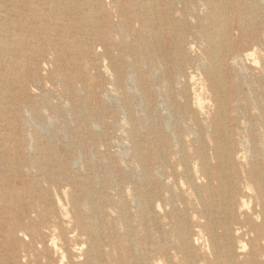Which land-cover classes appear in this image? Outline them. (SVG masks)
I'll list each match as a JSON object with an SVG mask.
<instances>
[{"label":"rangeland","instance_id":"374dc122","mask_svg":"<svg viewBox=\"0 0 264 264\" xmlns=\"http://www.w3.org/2000/svg\"><path fill=\"white\" fill-rule=\"evenodd\" d=\"M129 1L124 0V5L127 6ZM136 1L139 0L133 3ZM58 2L6 1L11 11L10 19L20 23L27 37V43L24 44L27 50L26 57L18 59L20 68L12 65L8 69L1 59L0 71L2 77L18 76L13 90L20 77H25L28 93L38 102L39 116L32 119L33 115L28 114L29 132H39L43 154L54 155L61 163L73 161L71 173L67 170V174L77 175L79 180L91 178L89 185L103 219L100 229L110 220L116 225V239H120L129 236L130 224L134 231H129L132 241L145 242V249L149 250L153 239L162 230L169 229V211L175 208L179 217L182 200H185L190 210L184 215V230L197 252L210 255L209 246L200 238L204 231L202 226H198L201 219L192 209L210 205L206 203L202 206L195 199L187 169L198 181L200 192L206 200L210 196L216 202L221 200L217 189L220 187L222 171L226 170L238 180V200L244 197L252 208L256 207V183L260 180L258 169L264 175V45L259 42L254 47L252 41L254 37L264 39V0H215L220 14L217 19L226 26L224 34H218V28L207 23L213 19H210L209 9H203L202 6L199 7L201 10L190 11L185 15L187 25L175 21L172 37H168L165 30L170 24L168 19V25L163 21L161 32L160 23L156 19L151 20L146 11L136 7L127 13L126 29L132 33V38L128 40L131 49L121 52L116 50L112 59L100 58L96 53L97 48L88 45L72 23L62 29L63 33L70 36L69 42L53 43L59 49L57 57L47 40L31 43L32 35L57 34L56 27L49 23L58 16ZM106 2L109 3L108 0ZM35 9L40 19L35 17ZM49 12H52L50 20L45 17ZM171 14L180 17L177 9ZM2 15L0 10V17ZM195 17L203 20V34H213V40L202 43L196 39L195 35L201 29L196 26ZM136 30L144 35L151 51L158 52L153 55V62L149 60L140 66L139 72L133 62L140 56L135 50ZM151 32H157V40L148 37ZM180 34L188 42L178 43ZM192 41L196 43L194 49L189 44ZM33 47L37 50L35 54ZM209 47L215 51L214 58L206 51ZM252 48L256 49L255 57L247 59L243 56L241 65L228 67L230 49H238L247 55L253 51ZM16 55L19 54L16 52ZM213 62L217 63L219 73L211 69ZM109 77H114L116 84L121 79L122 84L125 82V88L119 90L118 86L109 83ZM167 80L170 81L169 85L165 84ZM219 82L222 83L220 88ZM234 83L243 91L236 96L233 95L237 89L233 88ZM246 84H250V89ZM106 87L111 93L109 96L103 91ZM4 90L0 89V96H6ZM176 109H181L182 114L179 115ZM223 110L228 117L227 125L231 124L232 118H236L233 121L236 131L230 136L224 132L225 127L218 120L223 116ZM168 137L171 139L170 144H165ZM230 138L233 159L229 164L224 156L228 154ZM258 149L263 153L258 152L254 157V151ZM237 151L242 154L239 158ZM33 153V150L29 151L30 155ZM196 153L203 156V166L200 158H193ZM9 158L15 159L13 153L2 154L0 163ZM196 161L199 162V171L195 170ZM143 167L148 171L147 176L145 173L143 175ZM204 168L213 175L211 187L207 186L209 180L203 174ZM3 174L8 193L15 195L16 190L23 185L19 181L15 182L14 172L8 168L6 172L1 170L0 176ZM33 174L36 173L26 177L23 187L33 189L37 183ZM110 175L113 177L112 182L108 180ZM42 183L45 185L42 186L43 190L34 191V188L31 197H49L54 201L57 214V218L43 221L42 240L30 242V234L19 227L23 221V211L20 210L11 220L9 210L5 212L1 208L3 202L0 200V264H70L72 259L82 261L86 258L82 250L78 253L73 250L77 256L70 257L63 244L65 237H75L80 233L73 202H77L80 213L86 219L90 213L86 202L80 201L79 196L77 199L74 192L75 188L81 189L76 185L74 188L68 184L53 186L48 182ZM248 184L251 188H247ZM223 185H229L227 180L223 181ZM47 187L50 188L48 195L44 191ZM27 189L22 193L26 194L25 200L30 198ZM149 192L151 194L147 195ZM159 192L164 194L163 197L159 198ZM140 193L145 200L148 219V223H141V226L138 217ZM165 197L170 198V203L165 202ZM160 223L165 227L161 226L158 230L156 224ZM80 240L83 241L82 238ZM176 242L175 234L171 235L169 244L174 245ZM83 247L84 250L88 249L86 243L82 244ZM252 248L253 244L249 243L245 253ZM110 250L116 258L119 254L125 256L127 253V249L119 248L118 245H112ZM171 252L172 260L179 264L177 250Z\"/></svg>","mask_w":264,"mask_h":264},{"label":"bare ground","instance_id":"6f19581e","mask_svg":"<svg viewBox=\"0 0 264 264\" xmlns=\"http://www.w3.org/2000/svg\"><path fill=\"white\" fill-rule=\"evenodd\" d=\"M6 1L7 0H0V10L3 13L0 17V60H4L9 69L12 65L15 67L21 66L20 60L18 59L26 57L27 48L24 47V44L27 43V37L24 36L20 23L10 19L9 14L11 11ZM106 1L107 0H59L57 6L58 16L54 17V19L52 18V21L49 23L51 26L56 27L57 34L51 35L47 33L44 36H40V34L32 35L30 38L31 43L47 40L51 45L50 48L53 49V54L57 57L59 49L55 48L53 43H55V41L58 44L69 42L70 36L63 33L62 29L69 23H72L85 38L87 44L97 48L96 53L100 58L112 59L116 52L126 51L130 48L128 40L132 38V33L130 29H126L128 19L127 13L134 10L136 7L141 11H146L148 18H151V20L156 19L157 22L160 23L159 29H161V32L163 31V21H166L168 25V19L170 21V27L168 26L165 29L168 37L173 36L172 28L175 25V21H178L181 25H187L188 21L185 15L190 13V11H198L202 6L203 9H209L211 13L210 19H213L212 21H215V23L211 20L207 21V23L213 27L216 26L218 28V34H224L226 29L225 24L217 19L220 14L215 0H139L136 1V3H133L134 0H130L127 6L124 5V0H108L109 3ZM177 5L181 6L177 7ZM174 9H177L178 13H180L179 18L171 14ZM34 13L35 17L40 19L37 9L34 10ZM51 16L52 12H49L45 17L49 19ZM136 19L141 20L139 16H137ZM195 19H197V21H195L196 26L201 29L195 35L196 39L201 40L202 43H205V40H213V34H203V20L200 17H195ZM207 20L209 19L207 18ZM242 23L243 22H241L240 25H242ZM240 25L238 27H240ZM134 37L137 42L135 50L140 56L137 61L134 59L133 62H135V69H138L139 72L140 66L152 60L153 55L158 54V52L155 53V51H151L142 33L139 34L136 30ZM148 37L157 40V32H151ZM185 40L187 39H185L184 36H178V43H185ZM253 40L252 45L254 47L257 46L259 42L264 45V39L260 37H254ZM189 44L192 49L196 47L195 41L189 42ZM252 49L253 51H249L246 53L247 55L243 54V52H240L238 49H233L232 51L230 49L227 57L228 67L230 66L229 68H233L234 66L238 67L241 65L243 56L247 59L251 56L255 57L256 49ZM206 51L212 58L215 57V51L212 47H209ZM16 52L19 55L14 56ZM36 52L37 50L33 47V53L35 54ZM147 54H150V56H145ZM178 61L182 62L180 59H178ZM121 62L123 63V61ZM111 64H113L112 60ZM210 66L213 71L219 73L216 62H213ZM120 76L122 77V75ZM141 77L140 74V78ZM178 78L180 79V76H178ZM215 78L218 77L216 76ZM17 80L18 76H14L13 78L2 77L0 71V89L3 88L5 89L4 91H6L5 97L0 96V101H2L0 105V157L2 154L8 152L13 153L15 158H9L6 159L4 163H0V172L1 170L6 172L7 168L13 171V178L16 179L15 182L19 181L23 186L25 185L24 181L26 177L30 175V173L35 172L36 174H33V177H35L37 183L34 184L33 189H27V187L22 186L16 190L15 195H12L11 192L8 193L6 180L4 179L5 176L3 174V176H0V200L3 202L1 208H4L5 212L9 210L11 220L14 219L15 215H17L20 210L23 211V221L19 224V227L30 234V242L34 243L42 240L45 227L43 221L49 218H57L54 201L52 199L49 197H45V199H43V197H31L34 188L36 189L34 191H42V186H45L42 182H48L49 185L53 186L68 184L73 187L74 185L79 187L81 191L74 187L77 199L79 196L80 201H85L90 211L86 219L85 216L80 213V209L76 204L77 202L74 201L73 198L74 209L76 211L75 218L80 233L75 237H65L63 244L70 257L74 258L77 256L72 252L73 250L77 253L82 250V255L86 256V258L82 261L72 259L70 260V264H156L157 262L175 264L172 260L173 255H171V251L174 249L177 250L176 254L179 257V264H264V175L261 169H258L260 174L257 173L260 180L256 183V191L258 192H256L255 195L257 203L254 208L251 207L244 197L238 200L240 190L236 184L238 180L232 177L230 173H227L226 170L222 171L223 175H221L220 187L217 189L218 193L220 192L221 200L216 202L215 199L213 200L212 196H210L209 200L205 199L204 195L200 192L201 186L197 184L198 181H196L189 169H187L188 181L192 186L195 199L202 206L206 203L210 205V207L192 208L198 213L201 219L199 221L200 225L198 226H202L205 233L202 231L200 238L209 246L211 250L210 255L197 252L192 246L190 236L184 230L186 229L184 215L189 213L190 210L185 200H182L183 207L181 208L179 217H177L175 213V208L169 211L167 215L169 219L167 226H169V229L162 230L160 234L153 239L152 246L149 250L145 249V242L134 243L132 241L130 232L134 233V231L130 224L128 225L131 228V230L128 229L129 236H122L123 238L116 239V231L114 230L116 225L111 223L110 220L103 229L99 228V225H103L101 222L103 219L101 218L100 208L97 206V200L89 185L91 178L86 179V177L85 180H79L77 175L67 174L66 171H70L73 161L67 160L61 163L56 156L42 153V143L40 141L39 132L35 130L30 133L27 123L28 114L33 115V117H31L32 119L39 116L38 102L28 93L27 86H25V77H20L17 87L13 90V84ZM108 80L109 83L118 86L119 90L125 88V82L122 84L121 79H118L117 84L114 77H109ZM166 83L169 85L170 81L167 80L165 84ZM220 87H222L221 82H219V88ZM233 88H237L233 94L234 96L243 92L241 88H239V85L237 86L235 83ZM247 88L250 89V84L247 85ZM103 91H105L108 96L111 94L107 87L103 89ZM108 99L109 98H107V100ZM199 102L201 103L200 100ZM219 102L223 104L221 100ZM86 107L88 108V106ZM176 112H178L179 115L182 114L181 109H176ZM222 112L223 116L218 120L220 125H224V132L230 136L233 131H236L237 127L233 124L236 118H232L231 124L227 125L228 117L224 113V110ZM67 113L70 114L71 111L68 110ZM229 136L226 138H229ZM29 137H31V141H29ZM170 141L171 139L168 137L165 140V144H170ZM231 143L232 140L230 138V148L227 147L228 154L224 156L225 161L229 164L233 159V147ZM30 150H33V155L29 154ZM258 152L263 153L258 149L254 151L253 156L256 157L255 154ZM237 154V158L242 155L240 151H237ZM201 156L202 155L199 156L197 153L193 154V158L196 160H198V158L201 160ZM92 157L94 158L93 155ZM243 157H246V155H243ZM76 163L77 162L74 164ZM200 163L203 166V160H201ZM197 164L199 165L198 161L195 162V170H197ZM143 168V175L145 173L147 176L148 171L145 167ZM249 173L250 172H248V174ZM203 174L209 180V185L207 186L211 187V183H213L214 179L213 175L206 168H204ZM52 175L53 177H51ZM108 180L112 182L113 177L110 175ZM224 180H227L228 186L223 185ZM247 188H251V186L248 184ZM26 189L29 190L30 194L28 200H25L26 194L22 195V193L26 192ZM49 190L50 188L48 187L47 190L44 189L47 195ZM146 194L150 195L151 193L149 192ZM157 195L160 198L163 197L164 194L159 192ZM138 201V217L141 226V223H148L146 216L147 211H145L146 207L144 206L145 200L141 193L138 195ZM108 202L111 203V201ZM165 202L170 203V198L165 197ZM242 210H245V212ZM103 213L105 214V211H103ZM97 214L101 220L96 216ZM156 225L158 230L161 226L165 227L162 223ZM174 234L177 237V242L171 245L169 244L170 238L171 235L173 236ZM205 235L207 236L206 238ZM81 238L83 241L80 240ZM85 243L88 245L87 250H84V247L82 248V244L85 245ZM249 243L253 244V248L245 253L249 249ZM112 245H118L119 248L122 247L123 249H127L126 255L120 256L119 254L116 258L110 250Z\"/></svg>","mask_w":264,"mask_h":264}]
</instances>
